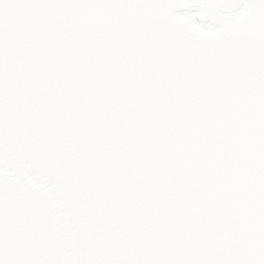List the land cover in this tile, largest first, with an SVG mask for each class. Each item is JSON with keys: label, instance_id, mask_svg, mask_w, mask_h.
Masks as SVG:
<instances>
[{"label": "snow or ice", "instance_id": "6c2138e0", "mask_svg": "<svg viewBox=\"0 0 264 264\" xmlns=\"http://www.w3.org/2000/svg\"><path fill=\"white\" fill-rule=\"evenodd\" d=\"M0 264H264V0H0Z\"/></svg>", "mask_w": 264, "mask_h": 264}]
</instances>
